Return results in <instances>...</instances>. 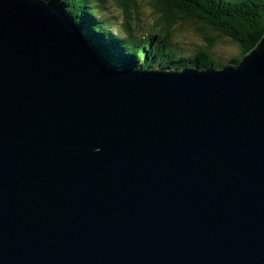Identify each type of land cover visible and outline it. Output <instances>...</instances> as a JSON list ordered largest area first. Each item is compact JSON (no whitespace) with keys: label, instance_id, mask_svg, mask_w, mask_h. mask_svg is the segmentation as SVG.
Here are the masks:
<instances>
[{"label":"water","instance_id":"1","mask_svg":"<svg viewBox=\"0 0 264 264\" xmlns=\"http://www.w3.org/2000/svg\"><path fill=\"white\" fill-rule=\"evenodd\" d=\"M59 6L0 0V264H264V34L126 69Z\"/></svg>","mask_w":264,"mask_h":264},{"label":"trees","instance_id":"2","mask_svg":"<svg viewBox=\"0 0 264 264\" xmlns=\"http://www.w3.org/2000/svg\"><path fill=\"white\" fill-rule=\"evenodd\" d=\"M49 1L57 2L72 22L84 28L88 34H96V40L90 37L89 44L97 58L122 66H126L128 62L124 56L132 55L133 57L135 54H139L141 58V65L139 61L136 64L138 68H147L148 65L155 67L157 62H162L159 67L163 68L167 65L170 70L175 69L176 71L185 66H197L204 69L211 64L219 68L229 63L236 65L264 34V0H150L149 3L155 9L159 8L160 12L153 28L157 29L156 34L163 36L161 39H156L155 43L152 41L151 34L141 35L130 26L131 17L137 18L138 16L135 15L138 12V5L133 0H116L124 9L123 29L126 36L123 39L111 30L113 19L108 13L109 7L105 5L104 0ZM99 14L104 16L97 23L95 16ZM182 17L187 23L202 24L198 30L200 33L207 32L209 36L206 37L207 45H195L191 52L179 50L171 35ZM206 29L212 31L213 35ZM98 35L100 37L107 35L110 44L108 48L117 56L114 57L113 54L103 52L99 48L105 45L98 39ZM226 36L237 45L238 52L230 55L227 60L220 61L214 57L211 48L215 41L225 39L222 37ZM150 46L155 52L152 58L156 59V62L148 57L144 58V51H148Z\"/></svg>","mask_w":264,"mask_h":264},{"label":"rangeland","instance_id":"3","mask_svg":"<svg viewBox=\"0 0 264 264\" xmlns=\"http://www.w3.org/2000/svg\"><path fill=\"white\" fill-rule=\"evenodd\" d=\"M133 1H135L137 5H139L140 0H133ZM49 2L56 3V2H51V1ZM104 2H105V5L109 7L108 0H104ZM143 2L150 4L149 0H143ZM60 9L62 8L60 7ZM131 10H133V8H131ZM156 12L159 13V11H156ZM135 15H138V16L137 18L135 16L131 17V20L129 21V24H131L130 26L134 28L135 30H137V32L141 35L151 34L152 41L155 43V40H156L155 35L158 31H156L157 29H154L153 26L150 29L144 28L142 24V17L139 11V6H138V12L137 14L135 13ZM157 20L158 19H156V21ZM156 21L154 25H156ZM206 30H208L210 34L213 35L212 31H210L209 29H206ZM106 37L107 35H104V38ZM171 38L173 42L177 43L179 50H183L184 52H191L195 45H203L207 43L206 38L203 35L198 34L195 31L193 25L190 24V22L182 23V21H179V24L175 26L172 32ZM222 38H225V39H221L220 41H215L213 47L211 48V52L213 53L214 57L218 58L220 61L227 60L230 57V55H235L238 52L237 45L234 42H231L228 39L229 37L226 36ZM158 67L159 66H156V68ZM169 71L171 70L169 69Z\"/></svg>","mask_w":264,"mask_h":264},{"label":"clouds","instance_id":"4","mask_svg":"<svg viewBox=\"0 0 264 264\" xmlns=\"http://www.w3.org/2000/svg\"><path fill=\"white\" fill-rule=\"evenodd\" d=\"M41 2L44 4H47L49 2V0H41ZM108 4H109L108 13H110V15L113 19V25L111 27V30L113 31L114 34L118 35L121 39H123L126 36V33L123 29L124 20H125L124 9L119 3L116 2V0H108ZM138 6H139V11H140V14L142 17V24H143L144 28L150 29L155 24V21H156V19L159 18L160 14L158 12H156V10L150 4L143 2V0H140ZM89 36L93 39L96 38V34H93V33L92 34L90 33ZM155 37H157L156 39L163 38V36L160 34H156ZM98 39L102 42L103 45H105V46H101L99 48H101V50H103V52H109V53L113 54V52H111V50H109V48H108L110 45L109 44V38H107V37L104 38V36L100 37L98 35ZM145 43H148V42L145 41ZM153 54H155V52H154L152 46H150L148 51H146V50L144 51V58L148 57V59H152L156 62V59L152 58ZM113 55H115V54H113ZM124 57H126L128 59L127 65L123 67L126 69H136V70H138V69H152V70L166 69V70H169V67L167 65H164L163 68L162 67L156 68V66H161L162 62H157V65L155 67H151V65H148L147 68H138L139 66L136 65L138 61H139V65H141L140 64L141 58L139 57V54H135V56H133L134 59H133L132 55H126ZM108 64H114L115 65L116 63L110 62ZM209 67H213V65L211 64L204 69H200L197 66H185L184 68H198L199 70H205V69H208ZM214 67H217V66H214ZM174 70L175 69H172L171 71H174ZM181 70H178V71H181Z\"/></svg>","mask_w":264,"mask_h":264},{"label":"bare ground","instance_id":"5","mask_svg":"<svg viewBox=\"0 0 264 264\" xmlns=\"http://www.w3.org/2000/svg\"><path fill=\"white\" fill-rule=\"evenodd\" d=\"M103 16H104V15H101V14L95 16V19H96L97 23L100 22V21L103 19ZM112 56L115 57V56H117V55H112ZM116 67H122V68H123L124 66H122V65H120V64H116Z\"/></svg>","mask_w":264,"mask_h":264}]
</instances>
